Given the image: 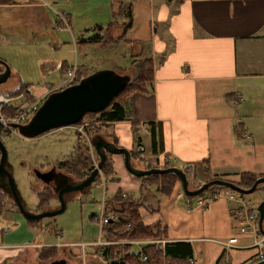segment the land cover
Returning <instances> with one entry per match:
<instances>
[{
	"label": "crops",
	"instance_id": "obj_1",
	"mask_svg": "<svg viewBox=\"0 0 264 264\" xmlns=\"http://www.w3.org/2000/svg\"><path fill=\"white\" fill-rule=\"evenodd\" d=\"M156 1L151 5L150 0L146 7L142 0H23L1 4L0 17L8 9H31L33 19L28 18V22L34 23L37 18L47 22V9L58 6L67 10H62L60 24L68 27L76 10L88 11L91 16L80 23L77 36L70 30L75 47L83 45L85 48L86 44L77 40L99 34L96 26L103 28L112 20V12L120 3H130L132 25L125 37L132 43L116 41L109 49L117 48L118 44L133 47L129 65L136 56L151 57L153 80L147 91L133 92L125 98L122 103L128 117L123 121L106 122L105 136L116 137L117 146L128 150L142 149L155 163L162 154L156 156L149 149V124H154L155 130L161 132L163 153L170 158V164L179 168L195 165L198 173L204 174L200 175V184L210 178L236 181L243 171L264 175V0ZM137 11L146 13V17L141 18ZM104 19L108 21L102 24ZM140 24L142 30L137 31L136 25ZM8 28L9 24L0 18V58L10 65V77L15 81L6 93L23 83L27 94L33 96V86L19 77L24 74L19 68L22 62L1 51L6 48L2 44L7 41ZM46 67L52 70L56 65ZM2 69L0 65V72ZM63 83L43 87L40 95ZM22 96L13 98L19 102ZM234 128L240 129V137L235 135ZM122 157L111 154L117 180L104 179L101 186L108 194L104 193L105 198L118 190L133 197L138 192L141 180L127 172ZM205 158L209 161V170L202 172ZM133 161L142 168L137 160ZM179 184L169 195L173 196V208L167 219L159 215L158 209L153 215L140 207L143 224L161 221L168 227V241H188L193 250V264H221L215 260L222 253L224 263L246 262L254 253L252 248H226L222 244L234 230L227 214L230 205L223 200L200 210L193 206L197 198H184L183 205H179ZM226 193L227 190L223 191V195ZM162 197H158L159 209ZM220 217L222 221H217ZM240 239L239 245H244ZM10 254L0 252V264L11 257Z\"/></svg>",
	"mask_w": 264,
	"mask_h": 264
},
{
	"label": "rangeland",
	"instance_id": "obj_2",
	"mask_svg": "<svg viewBox=\"0 0 264 264\" xmlns=\"http://www.w3.org/2000/svg\"><path fill=\"white\" fill-rule=\"evenodd\" d=\"M149 1L150 0H142L146 7L149 5ZM151 1L153 2L151 5L157 3L156 0ZM51 9H47V22H44L39 18H37L38 21L34 23L28 22V18L30 20L33 19L32 16L34 13L31 9H8L4 12L5 16L3 14L0 17L4 22L9 24V28L7 29L8 32L5 34L7 41L2 44L5 45L6 48H1V51L4 53L7 52V57L14 56L19 62H22L21 64L17 63L20 65V70L24 73L19 77L22 81H27L33 86L34 97L40 96V91L43 87L45 88L48 85L59 86L67 79L66 72L60 69V65L63 62H65L64 65L67 66V69L78 66H84L92 71L105 68L112 69L122 74L127 73L132 77L134 76L136 72L135 69H130L128 67L133 47H126L122 44L115 45L117 48L111 47L110 49L109 47H102L98 44L95 46L93 44H86L85 48L83 45H77V47H75V43L72 42V32L77 36V30L81 27L80 23H82L88 16H91L90 12L88 13V11L80 9L76 11L74 10L73 19L67 27L64 24H60L62 23L60 21L61 12L62 10H67L61 9L58 6H52ZM136 13H138L143 19L146 17V13L144 12L141 13V11H137ZM107 21V19H104L101 20V23L103 24ZM141 24L136 25L137 31L142 30ZM70 30H72V32ZM147 30L150 31V28L148 27ZM120 32L121 28H118L114 33ZM0 33H2L1 29ZM0 40L2 41L1 37ZM56 41L58 42L55 43ZM14 42L15 44H13ZM10 46H13V50ZM0 59L4 60L3 58ZM5 62L7 63V61ZM46 65H56V67L49 70ZM8 66L10 68L9 64ZM13 82H15L13 77H10L8 81L1 83L0 93H5L4 95H6L7 88L15 85ZM62 86L56 89H50L42 95L46 97L51 91L60 89ZM19 102L25 103L23 99ZM11 103H16V101H11ZM95 119V116L88 115L80 120V123H87L86 134L90 137L96 133L103 136L107 135L104 126H100L98 123L99 121ZM26 124V122L20 123L17 126ZM72 127L73 125L52 129L34 138L23 136L18 127H16L14 132H0V140L6 151V163L10 166L12 177L22 202L25 203L26 208L30 212L35 210L38 203L37 191L43 189V187L49 186L47 183L52 181L53 177H57L54 170H52L56 165V162L58 160L66 159L72 153L73 146H75L78 139V134H76L77 132ZM80 147L86 155L88 154L91 165L94 167L97 163L98 156L93 147H87V145L83 143L80 144ZM85 148L87 150H85ZM141 155L142 157L140 155L138 156H140L139 159L142 158V160L135 159L139 165L143 166L144 164L149 163L152 167H158L156 165L157 163L152 162L153 159L148 157L146 153H141ZM131 163L135 167V161L131 160ZM194 167L195 174H190L188 176L192 182V184L188 185L191 189L201 185L199 178L200 175L201 177L204 175L203 173H198L197 167ZM202 168L203 167H201V170ZM54 169L55 171H58L56 167ZM37 171L41 172V178L37 175ZM60 172L64 174L62 178L65 181H71L69 175L72 176V178L77 177L75 174H68L66 170H61ZM202 172H204V170ZM99 173L101 175V171ZM104 182L102 185H104ZM233 182L235 183V181ZM195 185L198 186L194 187ZM180 187L178 186L180 199L177 200V202L179 205H183L185 199L182 196L183 191ZM104 189V186L92 183L90 191L86 195L76 193L74 195L75 198L72 197L66 200L65 210L62 213L57 214L55 217L44 218L42 220V227H39V229L27 225L24 217L21 216L19 212L17 213V211H14L13 203H11L12 201L10 198L2 195L0 198L3 202L2 207L0 208V252L4 251L8 254L11 253V257L4 259L2 264H49L52 259L62 258L66 259L67 264H102L99 254L95 252V245L87 243L102 237L98 227L89 219V216L98 213L100 209V198H102L105 193ZM149 189L154 191L152 186H149ZM227 192H231V190H227ZM203 195L210 196L208 193ZM134 196L136 198V196H139V193L137 192ZM226 196L227 193L213 199L210 204L214 202H223V200L228 205L233 204ZM242 196L245 200L250 202L254 211L258 212L257 205L264 200V189L257 188L250 193H242ZM172 198L173 196L162 197L163 203L160 209H158V213L165 219L168 217L169 210L173 208ZM196 198L197 197H194L192 199L194 200ZM50 201L49 208L58 206L56 198H53ZM148 202L151 203V205L155 204V200L150 197L148 198ZM195 204L196 202H194L193 206H195ZM199 208L202 210L205 207ZM227 214L229 221L233 222L234 230L232 235H237L238 239L241 238V244H248L251 242L252 239L250 236L239 234L236 220L231 216L229 209H227ZM217 221H222L221 217L218 218ZM262 227L264 228V218ZM59 229H62L63 233L60 238H57ZM58 241H67L69 243H74V245L60 246L59 250L57 249V252L54 253L52 259L40 262L37 257V246L44 244H57ZM82 243L85 244L83 250L80 245Z\"/></svg>",
	"mask_w": 264,
	"mask_h": 264
},
{
	"label": "trees",
	"instance_id": "obj_3",
	"mask_svg": "<svg viewBox=\"0 0 264 264\" xmlns=\"http://www.w3.org/2000/svg\"><path fill=\"white\" fill-rule=\"evenodd\" d=\"M23 0H0L1 4H14L21 3ZM132 7L130 3L122 2L117 6V9L112 12V20H110L103 28L102 26H96V29L100 31L99 34H94L92 36L81 37L77 40L80 44H98L102 47H109L110 45L116 43V41H123L125 43H132V40H128L125 36L127 31L130 29V25H132ZM121 28L120 33H114L116 29ZM136 56L129 65V68L135 69V74L132 77L130 74L125 73L124 75L128 76V79L122 86V88L116 92V94L112 97L110 102L104 106L102 110L97 112H86L81 119L86 116H95L98 121L103 123L109 122H118L126 120L127 112L124 108V104L122 103L125 98L133 93V92H145L147 91L151 85L153 80V63L151 57L147 56ZM67 66L63 65L61 68L63 71L67 72ZM92 70L85 68L84 66L76 67L75 71V80L72 84L77 83L83 77L91 73ZM118 73V72H117ZM122 74V73H119ZM26 84L19 83V85L9 93H6L7 97L17 96L19 94H23L24 101L26 104L33 100L32 96H29L25 91ZM15 109V108H14ZM13 107L7 108L4 110L5 112L14 111ZM80 119V120H81ZM80 120H78L80 122ZM134 125V124H132ZM150 131V142L148 143L149 149L154 155H161V159H157V163L159 162V167H168L171 166L170 162L167 160V157L163 153V142L161 137V132L155 130L154 124H149ZM136 131V128H133ZM133 131V132H134ZM2 132V130H1ZM5 132V131H4ZM235 135L240 137V129L234 128ZM8 133V132H6ZM97 134V133H96ZM94 134V135H96ZM135 134V132H134ZM93 136V135H92ZM91 136V137H92ZM138 135H136V138ZM109 140L117 145V138L114 136H110ZM138 147V146H137ZM85 150H87L85 148ZM131 154V160L139 159L142 157L141 153L142 149L136 148L134 150H129ZM140 155V156H138ZM111 154L107 153V158L104 163L103 168L101 169V175L105 180H117L114 176L113 168H112V160ZM88 154L84 153L82 148L80 147L79 141L75 146H73L72 153L63 160H58L56 162V167L59 171L66 170L68 174H75L77 176L76 180L84 179L88 172L93 169L91 165V161L89 160ZM195 165L188 164L182 167L188 178V176L195 174ZM152 167L151 164L146 163L142 166L148 170V168ZM156 167V166H155ZM209 161L207 158L203 159V170L207 172L209 169ZM67 174V175H68ZM70 176V175H69ZM262 176L260 174H255L250 171H243L239 174V179L235 181V183L241 188H249L252 183L255 181L257 177ZM72 177V176H71ZM98 177V176H97ZM135 177V176H134ZM141 180L139 184L138 193L139 196L132 197L130 195L123 194L121 190H118L111 197L105 198L106 202L109 205H112L116 208V212H118L119 219L111 224L110 227L106 228L105 235L109 239L119 240V239H155V238H164L168 239L167 233V225L162 223L161 221L155 222L153 224L145 225L143 224L140 214L139 208L144 207L146 211L153 213L155 209H159L160 196H169L174 190L177 183H179L178 177L174 173H156L148 176L136 177ZM188 185L192 184L191 179L188 178ZM49 185V184H48ZM149 186L153 187L154 191L149 189ZM49 187V188H48ZM257 188L264 189V185L260 184ZM256 188V189H257ZM228 189L224 186H211L207 190H205L199 196H204L203 194H215L220 193ZM232 191V190H231ZM2 195L8 197L7 194L1 190L0 188V198ZM158 196V197H157ZM184 196V194H183ZM196 196V197H199ZM152 198L155 200V204L151 205L148 202V198ZM38 203L34 212H39L44 209L49 208L50 200L56 198L51 186L43 187L37 191ZM75 198V196H74ZM184 198L188 200H192L194 197L184 196ZM11 200V199H10ZM12 201V200H11ZM12 203V202H11ZM2 199H0V208L2 207ZM48 206V207H47ZM14 211L19 212L16 205L13 203ZM259 215V214H258ZM44 219V218H43ZM29 221L25 220L27 225L32 228L42 227V220ZM91 220V216H89ZM129 224L128 227L126 224ZM192 246L188 241L178 240V241H167L163 245V248L156 246L155 244H145L142 245L141 248L137 250L136 247L131 245L123 246L122 252L116 251L118 248L117 244L110 245H101L97 246L95 252L99 254L102 264H192L187 262L189 257H193ZM59 250V247L56 245L44 244L38 247L37 257L40 262H44L53 258L54 253ZM223 253L218 257L216 263L225 264L222 260ZM79 264V263H78Z\"/></svg>",
	"mask_w": 264,
	"mask_h": 264
},
{
	"label": "water",
	"instance_id": "obj_4",
	"mask_svg": "<svg viewBox=\"0 0 264 264\" xmlns=\"http://www.w3.org/2000/svg\"><path fill=\"white\" fill-rule=\"evenodd\" d=\"M0 65L3 69L0 72V84L4 83L11 74L8 64L0 59ZM127 75L119 74L112 69H98L94 70L75 84L51 91L46 95L40 107L35 111L33 116L27 121L26 125L17 126L14 123L12 126L18 127L23 136L34 138L43 134L46 131L56 129L59 127H66L78 123L86 112H97L102 110L104 106L110 102L112 97L118 92L126 80ZM2 124H0V132ZM91 144L98 156L97 163L93 169L88 172V175L81 180L71 178V181L63 180L62 172H55L56 178H52L54 182L49 181L47 184L53 189L58 206L47 208L39 212H30L16 189V184L12 177L10 166L7 162L6 151L0 140V188L12 200L25 220L35 221L43 218H52L57 214L62 213L66 207V200L74 197L76 193L86 195L91 188L92 183L96 177L100 175V171L104 166L107 158V153L120 154L124 162L125 169L135 177L148 176L156 173H174L182 188L184 196L196 197L202 194L211 186H224L232 191L240 194L250 193L256 190L260 184L264 185V175L254 179L255 181L249 188H241L233 181H227L222 178H212L205 181L196 188H189L186 174L182 168L177 166L168 167H150L147 169L141 167H134L131 163L130 151L122 146H117L115 143L108 140L105 136L96 134L91 137ZM37 175L41 178L42 174L37 171ZM55 179V180H54ZM259 214V228L264 234L262 222L264 218V200L257 205ZM91 216V215H90ZM16 264V263H10ZM49 264H67L66 259H55ZM253 264H264V259L254 262Z\"/></svg>",
	"mask_w": 264,
	"mask_h": 264
},
{
	"label": "built area",
	"instance_id": "obj_5",
	"mask_svg": "<svg viewBox=\"0 0 264 264\" xmlns=\"http://www.w3.org/2000/svg\"><path fill=\"white\" fill-rule=\"evenodd\" d=\"M75 70L76 67H71L67 70L66 72V77L67 79L63 83V87H66L68 85H71L73 81L75 80ZM31 95V94H30ZM29 95V96H30ZM22 96V95H18ZM32 96V95H31ZM33 97V100L31 102H28L26 104L21 102H17V99L13 97H7L4 94L0 93V124H2V131H8L14 132L16 130V127L12 126V124H20V123H25L30 120V118L33 116L35 111L40 107L42 101L44 100V96L40 95L39 97ZM24 100V98H23ZM11 101H16V103H11ZM13 107L14 111L5 113L4 110L7 108ZM100 126H104L105 123L99 121L98 122ZM86 122L84 123H76L73 124V129L77 132L78 134V141L80 144H85L87 147L92 148L91 144V137L88 136L86 133ZM93 129V128H92ZM249 137V136H247ZM94 149V148H93ZM167 160L170 162V158H167ZM155 163H157V159L154 160ZM104 181V178L102 175H99L98 178L93 182L95 185H102ZM125 194V193H123ZM223 195V192L220 193H213L210 194V196H199L196 199V206L197 207H207L210 202L213 199H216L217 197ZM227 199L231 201L233 204L229 206V212L231 216L236 220L238 232L240 235H247L250 236L252 239L251 242L248 244L244 245H239L238 243V236L237 235H232L230 236L225 242L222 244L226 248H252L254 250V253L248 260L242 264H253L254 262L260 261L264 259V234H262L259 228V215L258 212L254 211V209L251 207L250 202L245 200L242 196V194L238 192H227ZM100 209L98 213L91 214V220L94 224L99 229V232L101 233L102 237L98 238L97 240L88 242L87 244H92L97 246L101 245H110V244H117L118 248L116 251L122 252L123 246L125 244L134 246L137 248H141L142 245L145 244H155L156 246H159L160 248H163V245L165 242L168 241V239H160V238H155V239H147V238H140V239H119V240H114V239H109L105 235L106 228L110 227L111 224H113L115 221L119 219L118 212L113 207L112 205H109L105 197L103 196L100 198ZM128 227L130 226L128 223L126 224ZM62 229H59V232L57 233V238H60L62 236ZM74 245V243H63L59 242L57 244H49V245H56V246H70ZM82 247V250L85 246L84 243L80 244ZM193 257H189L187 259V262L192 264L193 262ZM225 264H230L229 262H225Z\"/></svg>",
	"mask_w": 264,
	"mask_h": 264
},
{
	"label": "flooded vegetation",
	"instance_id": "obj_6",
	"mask_svg": "<svg viewBox=\"0 0 264 264\" xmlns=\"http://www.w3.org/2000/svg\"><path fill=\"white\" fill-rule=\"evenodd\" d=\"M58 171H59V170H58ZM55 172H56V171H55ZM98 177H99V176H98ZM98 177H96V178H98ZM54 180H55V179H54ZM52 182H54V181L52 180ZM80 195H81V194H80ZM52 260H55V259H52ZM52 260H51V261H52ZM51 261H50V262H51ZM50 262H49V263H50Z\"/></svg>",
	"mask_w": 264,
	"mask_h": 264
},
{
	"label": "bare ground",
	"instance_id": "obj_7",
	"mask_svg": "<svg viewBox=\"0 0 264 264\" xmlns=\"http://www.w3.org/2000/svg\"><path fill=\"white\" fill-rule=\"evenodd\" d=\"M127 245V244H126Z\"/></svg>",
	"mask_w": 264,
	"mask_h": 264
}]
</instances>
